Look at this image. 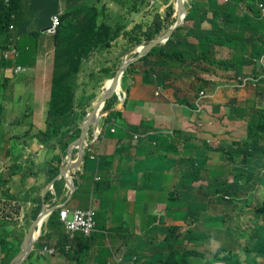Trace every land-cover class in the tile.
I'll return each mask as SVG.
<instances>
[{
	"label": "trees",
	"instance_id": "obj_1",
	"mask_svg": "<svg viewBox=\"0 0 264 264\" xmlns=\"http://www.w3.org/2000/svg\"><path fill=\"white\" fill-rule=\"evenodd\" d=\"M61 1L60 24L55 35L50 37L53 48L52 80L48 112L44 122L46 131L40 133L39 137L43 138L46 144L55 140L64 154L70 140H75L79 135L78 130L74 132L76 117L84 116V114L81 116L75 114L73 110L77 75L82 62L94 53H106L110 57L113 48L117 47L118 40L122 41L119 47L120 57L127 50L141 43H147L160 35L161 32L166 31L175 19L172 17L174 7L172 3H169V0L164 1L163 13L157 10L152 11L150 7H147L148 0H116L117 5H125V8L121 9L124 24H113L112 21L110 22L113 24L112 26L107 24L105 14L106 3L110 0L107 2L105 0H29L27 7L24 0H0V56L7 50L8 41L11 37L9 26L14 25V35L20 38V41L17 40L16 42L20 52L18 65L30 68L32 55L30 45L36 50L42 39L47 37L43 31L50 26L52 15L59 12ZM257 3L264 6V0H226L223 3L217 0H188L185 4L188 10L184 25L176 28L164 44H160L149 51L146 56L151 52L156 60L152 63V67L147 68L145 74L142 75L144 83L146 82L145 77L146 79L149 77L153 86L164 88L168 86L166 81L169 80L171 72L166 79L155 73V68L161 64H167L173 69L187 68L186 61L189 58L190 64L203 66L209 72L212 71L211 69H219L230 73L231 76L242 75L243 78L252 79L256 83L257 92L262 95L261 98H254L248 101L246 105L241 102L238 104L232 102L225 111V116L229 121L244 120L246 123L243 141L232 143L225 149L219 148L216 151L225 156V161L232 165V177L234 179L231 182L224 178L222 170H219L214 176L210 172H208V176L204 175L208 171L206 166L208 155L213 152L205 144L201 150L192 146L190 137L182 138L185 142L181 141L182 133L180 130H175L174 135L168 139L163 137L150 139L151 143L155 142L156 148L164 149L167 146V149H171L174 155H177V150L182 148L184 155L188 156L187 160H181V163L188 162L189 165L186 170L182 171L178 189L173 193L177 196L171 195L168 201L167 216H177L178 197L182 194L179 190L182 191L194 183L195 193L192 194V190H188L191 195L189 206L193 209L194 217L199 218V222L203 220L207 229L223 225L222 219L214 218L207 221L205 216H197L200 212H206L209 198L215 199L218 203L233 206L235 209L241 205L243 211L254 202V208L249 209V212L261 225L254 223L252 234L246 236L247 242L243 251L240 250L235 253L246 256L245 262L247 264H264V178L261 176L255 179L257 169L262 168L264 170V105H261L264 103V78L260 77L258 64L259 59L264 55V18L259 16ZM143 12L152 14V18L148 22H137ZM137 14L139 17L133 21L132 16ZM187 22H191V25L187 26ZM204 23L209 24L206 30L202 29ZM188 37L195 38L197 45H190L187 40ZM216 47L220 48L215 49ZM223 48H226L227 52ZM218 49L221 51L220 53L225 52L227 57L217 58ZM146 56L135 64H140L139 62ZM118 61L119 58L115 59L113 65H116ZM16 64L0 58V69L5 70L14 67ZM132 66L133 64L127 68L126 73H136L131 68ZM113 76L114 71L109 73L108 79ZM206 83L200 80V86ZM114 102L115 97L104 104L103 110H112ZM128 104L125 100L124 107L126 109ZM214 109L217 108L214 107ZM110 114H114V117H120L118 112ZM107 123L105 121V124ZM143 126L141 123L139 127L142 128ZM119 127L132 134L139 131V128H131L125 124H120ZM189 130L192 129L188 128L186 132ZM72 132L74 133L71 136ZM137 147L138 145L134 147V150H137ZM98 162V165L94 164L89 160V155L85 153L82 173L77 175L74 188L80 189L79 183L86 178L88 166H91L92 171L94 169L100 171L103 166L111 165L112 158H102ZM57 173L58 170L55 168L52 171L51 181ZM149 177L151 178V175ZM255 182L262 186L263 196L260 200L256 196ZM102 183V178L100 182L94 183L93 193ZM106 185L101 197L103 201L107 200V194L110 193L109 185ZM61 187V180L54 184L57 196L60 195ZM224 197H228V200L225 201ZM51 200L52 197L47 195L46 202ZM4 207H6V203L0 199V213H3ZM40 210L41 205L39 203L32 214V222L37 218ZM31 221L28 223L30 224ZM47 228L50 234H47V231L43 232L36 247H41L46 238L51 241L54 237H56V246L59 251H64L65 247L71 244H81L86 241L82 237H74L73 242L69 241L59 220V210L52 213ZM182 234L181 228L166 230L164 236L166 247L152 249L164 254L147 264H191L189 255L182 254L179 246L199 245L204 240L209 239L210 236L202 233L201 237L196 238L192 237L191 232H187L181 237ZM23 238L24 234L17 239V248L15 244L8 248L5 247L7 242L0 239V254L2 256L0 264L11 263L20 250ZM142 238H146L148 246H153L158 242L154 229L150 231L148 237H137L140 243ZM123 244L126 247L125 240H123ZM32 255L33 253L28 260L31 259ZM143 255L144 252L140 250L126 252V256L135 258L132 264H140ZM144 262L146 263V261ZM204 264L241 263L238 261V257L232 255L229 250L219 248L212 254L211 259Z\"/></svg>",
	"mask_w": 264,
	"mask_h": 264
},
{
	"label": "crops",
	"instance_id": "obj_2",
	"mask_svg": "<svg viewBox=\"0 0 264 264\" xmlns=\"http://www.w3.org/2000/svg\"><path fill=\"white\" fill-rule=\"evenodd\" d=\"M28 1L24 0L26 7ZM108 3L113 4L111 1ZM113 6L117 8V11H111L114 17L113 22L118 23L117 21L120 19L123 22L121 8L118 9L117 4H113ZM149 20V13L143 12L137 22H148ZM186 25L190 26L191 22H187ZM208 27V23L202 25V29L204 30L208 29ZM187 40L189 44L196 43V40L191 37H188ZM121 44L122 41L118 40L117 47L113 48L108 58L109 61L113 62L119 58V47ZM30 47L32 52L30 68L23 66V68L30 70L29 76L20 79L11 73L10 70L13 67L5 70L0 69V199H3L6 207L11 206H7L8 201L12 205H17L18 213H20L19 210H22L21 215H23L18 216L16 209L11 208L14 215L8 216V220H0L2 221L1 229L5 232V236L10 240L11 244L19 238L20 232L31 221L34 210L38 207L39 203L42 205V199L44 198L46 200L47 195L52 197L51 201L46 202L49 207L64 205L67 209V206L73 203L75 207L69 208L68 210L86 209L89 201L93 200L91 196L89 199H84L86 202L84 208H76V205L82 199V193L86 190L87 182L91 178L93 179L91 192L94 183L100 182L102 178L103 185L107 186L106 184H108L111 193L114 190L112 179L116 178L114 173L119 174V182L123 187V190H119L120 197L122 198L125 209L128 208L130 210L132 205L136 203V196L147 194L148 189L152 187V175L158 169L164 171L165 167L170 163L168 155H165L164 158L156 157L155 150L153 151L151 149L153 143L150 142V139L166 136L169 129L182 131L185 128V130L189 128L187 127L189 122L195 117V96L202 88L200 86L201 78L206 79L216 88L220 87L218 82L219 75L215 74L214 71L209 72L205 67H199L195 64H188L187 68H179V72L172 71L169 80L166 81L168 86L164 88H157L153 85L145 86V83L140 84V75H133V82L129 84L130 88H128L127 94L124 96L129 103L127 109L126 107L122 108L119 101H117L115 109L109 111L107 116L112 112H118L120 113V117H114L115 121L113 120L109 124H105L107 116L105 117L106 119L102 118L99 121V130H102L105 126L108 129L102 137L98 138L97 143L91 146L93 155L96 157L95 161L91 160L94 164L98 165L99 159L112 158L111 165L103 166L100 171L97 169L92 171L91 166H88L86 178L79 183L80 189H76L74 192L76 193L75 196L73 197V193L71 199L67 201L70 192L66 189L62 179L54 181L52 187L50 185L59 173L61 157H64L65 154H62L58 148L55 151L47 148L44 140L38 139L35 142L25 143L20 139L23 134L30 130V126L33 127L36 137L38 133L45 132L44 117L36 116L26 126L22 118H9L3 115L5 112L9 113L11 110L17 109L22 104V101L18 100H3L4 95L8 91L13 93L15 88L16 91L21 90V88L24 91H29L27 94L30 96V103L33 104V107L38 106L40 103L39 91L43 87L41 82V57L46 51V45L43 46L41 41L36 50L32 45ZM217 48L220 47H216L215 49ZM223 49L225 50L226 48ZM217 51V58L227 57L225 52L220 53L221 51L219 49ZM103 57L106 58V55H103ZM187 59L189 61V58ZM50 86L51 83L48 86L45 85V89L47 88L49 91ZM26 95L23 96V100L26 98ZM114 96L113 94L112 97ZM8 98L12 99L11 95H8ZM190 103L194 105V109H189ZM205 107L210 109V106L206 104ZM38 123H40L41 127H38ZM141 123L144 125L142 128L139 127ZM234 123H237V121H233L231 124ZM120 124H125L131 128H139V131L136 134L128 133L119 127ZM110 130H114V133H110ZM133 135H139L141 138L134 142L132 140ZM199 135L204 137V139H209L210 136L206 133H200ZM91 136L92 134L87 138L89 144L91 142ZM34 144H38L42 148L39 154H36L34 151L29 152V149ZM136 144L138 147L137 150H134ZM169 151L172 152L171 149ZM72 154L73 159H75L77 157L76 151H73ZM55 168H57L58 173L51 181L52 171ZM82 168L83 162L77 171V175L82 173ZM149 175H151V178ZM59 180L62 181V187L60 189V195L57 196L54 190V184ZM74 181L75 179L73 177V186ZM101 202L104 201L101 199ZM101 202L97 203L98 209H101ZM150 202L148 201L147 209L151 206ZM152 213L153 209H150L149 212L147 211L146 214L150 216H145V224L153 217L151 216ZM128 217L130 218L132 216ZM98 229L96 216L95 230L90 238L86 239L84 243L73 244L69 248V252L60 251L59 255L54 257H50L43 252V249L48 245V238H46L41 247H34L31 259L27 260L25 264L27 262L29 264H65L64 260L70 264H117L118 261L119 264H131V262H128L129 256H126V252L138 251L140 248L147 249L141 260L148 262L158 258L152 257V254L160 251L156 249L152 250L155 247L148 246L146 238H142L140 245L133 244L127 248L122 241L118 248L112 247L108 249L106 246L109 244L104 243V245H100L95 239L98 234ZM47 230L46 225L44 231ZM109 231H111L110 217L106 216L100 232L104 233ZM158 238L160 239L161 236H158ZM53 241L55 243L56 238H53ZM122 248H127V250L122 251ZM84 249H87L90 253L91 260L83 259L80 261V255ZM1 258L2 256L0 254V260ZM131 261H133V258ZM143 263L141 262L140 264Z\"/></svg>",
	"mask_w": 264,
	"mask_h": 264
},
{
	"label": "rangeland",
	"instance_id": "obj_3",
	"mask_svg": "<svg viewBox=\"0 0 264 264\" xmlns=\"http://www.w3.org/2000/svg\"><path fill=\"white\" fill-rule=\"evenodd\" d=\"M110 1H113V4H116V0ZM164 1L165 0H156L154 6L150 8L152 9V11L157 10L160 13H163V10L165 9ZM187 1L188 0H185V2ZM105 2H107V0H105ZM174 2L175 0H169V3H172V5H174ZM106 4L107 6L105 9V14L107 17V24L112 26L116 23H110L114 20L112 12L117 11V8H115L113 4H110L108 2ZM119 8L124 9L125 5H118V9ZM137 17H139L138 14L133 15L132 20H136ZM149 17L151 19L152 14H149ZM117 22L120 24H124L121 19ZM191 38L196 40L193 37ZM42 45H46V51L41 57V82L43 87L39 91V105L33 107V104L30 103V96L29 94H27L29 91H24L23 88H21V90L19 91H16L15 88L13 92L14 94L11 91H8L3 98V100L22 101V104L17 109L11 110V112L9 113L5 112L3 115L9 118H22L26 126L28 122L32 121V119L36 116H43L46 121V113L48 112V105L51 96V86L50 90L48 91L47 88L45 89V85L48 86L52 80V39L50 37H45L42 40ZM190 45L196 46L197 41L196 43ZM103 55H106V53H94L90 55L86 60L82 62L81 69L77 75L73 110L75 114L79 116L84 114V116L76 117L74 123V132H76L77 130L79 131V124L85 118L86 114L92 110L93 106L100 98V95L104 92L105 83L114 77L113 76L111 79H108L109 73L114 71L115 75L116 71L120 67L122 59L125 58V53H123L119 57V61L116 63V65H113V62L108 60L109 56L106 55V58H104ZM133 56L134 54H130L126 59H130ZM155 60L156 59L154 57V54L150 52L148 56H146L142 61L139 62L140 64H135L136 62L133 63V66L131 68H133L136 73L128 74L126 73V71L124 72L125 75H122L118 85L119 90L118 92L116 91L117 95L114 96L115 102L113 105V109H115L117 101H119L120 98L123 99L127 94V90L128 88H130L129 84L133 82V75H140V84H143L144 82L142 79V75L143 73L145 74L147 68L152 67V63ZM186 64H190V62L186 61ZM24 69L25 72L18 75L20 79H23L30 74V70L28 68ZM211 70L214 71L215 74L219 75L218 82L220 84V87L216 88L209 82L204 84L202 91L207 94V96L202 99H198L197 97L195 98V109L194 105L190 103L189 109H194L195 117L189 122L187 127L191 128L192 130L186 132L185 128L180 131L182 133L181 141L185 142L182 138L187 139L188 137H190V144L192 146H196L199 150H201L203 144H205L213 153H210L208 155V161L206 162L208 171L205 172L204 175L208 176V172H210L214 176L217 172H219V170H222V175L224 176V178L228 182H231V180L234 179L232 177V165L225 161V156H222L216 151L219 148L225 149L232 143L243 141L245 139L246 123L244 120H237V123L231 124L232 121H229L226 118L225 111L227 107L231 106L232 102L235 104L241 102L246 105L248 101L253 100L254 98H261L262 95L257 91H254L255 87L249 82V79L247 80L245 86L239 87L238 84L240 82L238 81V78L240 75L236 77L234 75L231 76L230 73L219 69ZM172 71L179 72L180 69L174 70L167 64H161L155 68V73H158L161 77L166 79L169 73ZM145 81V86H152V81L151 79H149V77H147V79L145 77ZM8 95H11L12 99H9ZM25 95L26 98L23 100V96ZM205 104L217 109H206ZM261 105H264V103H262ZM109 111H104L102 108L103 114ZM114 116V114L109 115V118L106 120L108 122L107 124L111 123V121L113 120L115 121ZM38 127H41L40 123H38ZM29 128L30 130L21 136L20 139L22 141H24L25 143H29L35 142L38 139L44 140L43 138L39 137L40 133L37 134V137L35 136L33 127L30 126ZM74 132L71 133V136ZM175 132V130L169 129L168 133H166V136L161 137L167 139L171 138ZM200 133L209 134V139H204V137L199 135ZM75 140H70L69 144H71ZM46 147L50 148L53 151L58 148L61 151V148L55 140H52L50 143L46 144ZM89 147L90 144L87 141L85 152L88 151ZM151 149L153 151L155 150V155L158 158H164L165 155H168V160L170 161V163L165 167L164 171H160V169H158L152 175V187L148 189L147 194L137 195L138 198L136 196V203L132 205L130 210L128 208L125 209L122 198L120 197L119 190H123V187L119 182V174L114 173V176H116L115 179H112V186H114V190L111 193L107 194V200H105L104 202H101V196L104 190L103 183L100 184V186L97 187V191L93 193V191L91 192V184L93 182V179L91 178L87 182V188L84 193H82V199L78 201L76 208H84L86 205L84 199H89L90 196L96 203L101 202V209L97 208L96 211L99 229L95 239L97 240L98 244L104 245V243H107L109 244L106 246L108 249L112 247L118 248L119 244L123 240H125V245L127 248H129L133 244L140 245V241L139 239H137V237H148L150 231L154 229V233L156 234L157 238L158 236H161V238H158V242L153 246L156 248H165L166 242L164 241V236L166 234V230L181 228L183 230V234L181 237H183L187 232H191L192 237L196 238L201 237L202 233L210 236L209 239L204 240L199 245H186L185 247L183 245L179 246L182 254L189 255L191 264H204L206 261H209L211 259L212 254L219 248H225L229 250L232 255H236L238 257V261L241 264H247L245 262L246 256L244 257L242 254L237 255L235 253L239 252L240 250L243 251V248L246 246L247 242L246 236L252 234L254 223L261 225V223L257 222L254 216H252L249 212V209L254 208V202L251 203V206L249 208L243 211L241 205H238V207L235 209L233 206H227L222 203L216 202V200L213 198H209L206 212H200L197 216H205L207 221L214 218L222 219L223 225L207 229L204 226L203 220L199 222V218L194 217L193 209L189 206L191 195L189 194L188 190L191 189L192 194L195 193L196 187L194 183L190 187H187L182 191L179 190L182 194L178 197L179 203L176 208L177 216H167L166 208L168 205V201L170 200L171 195L173 197L177 196L173 193H175V190L178 189L181 181L182 171L186 170L189 165L188 162L181 163V160H187L188 156L184 155V153L182 152V148L177 150V155L172 154V152L167 149V146L164 149L156 148L155 142H153V146H151ZM31 151L39 154L42 151V148L40 147V145L34 144L29 149V152ZM64 154V157H61L63 159H65L66 157V151ZM75 159H77V157ZM75 159H73L72 154V161H74ZM82 162L84 163V157ZM261 176L264 178V170L262 168H259L256 171L255 179ZM254 187L256 190V196L260 200L263 196L261 191L262 186L258 182H255ZM224 200L227 201L228 197H224ZM148 201H151V206L147 209ZM73 207H75V205L73 203H70L67 206V209ZM11 208L16 209L18 216H23L21 215L22 210H19L20 213H18V206L15 204L9 207H4L3 209L7 210ZM150 209H153V213L151 215L153 217L150 218V220L145 224V216H150L146 214ZM106 216L110 217L111 231L101 233V226L104 223ZM128 216L132 217L129 218ZM1 225L2 221H0V239H3L5 242H7L5 247L8 248L12 244L10 240L5 236V232L1 229ZM29 226L30 224L27 223L24 227V230L20 232L19 238L22 236V234L25 235V233L27 232L26 227ZM144 227L145 230L143 231ZM192 230L195 231L192 232ZM46 233L50 234V231H47ZM16 241L17 239L13 244H15L17 248L18 245ZM54 244H56V241L54 243L52 238L51 241H48L47 247L50 248ZM127 248H122V251H126ZM139 250L144 253H146L147 251L146 248H140ZM58 255L59 254L57 253L56 256ZM83 259L91 260L90 253L87 249H84L83 253L80 255V261H82ZM64 262L65 264H70L66 260H64ZM26 264H29V262H27Z\"/></svg>",
	"mask_w": 264,
	"mask_h": 264
},
{
	"label": "water",
	"instance_id": "obj_4",
	"mask_svg": "<svg viewBox=\"0 0 264 264\" xmlns=\"http://www.w3.org/2000/svg\"><path fill=\"white\" fill-rule=\"evenodd\" d=\"M173 6L175 12V22L166 31L161 32L160 35H158L154 39L150 40L147 43H142L125 52V58L122 59L120 67L116 71L114 77L109 80V86L104 87L103 96L97 100L92 110L86 114L85 118L79 124V136L74 142L68 145L66 149L65 159L61 158L59 173L57 177L53 180V182L50 184L52 187L54 181H56L57 179H62L66 189L70 192L67 201L71 199L72 194L76 190V188H74L72 184L73 177L76 180L77 171L79 170L78 168L83 160L84 153L86 150L88 135L90 132L92 135H95L96 132L99 131V121L104 117V115H107L108 113L107 112L103 114L102 110L97 113L99 107L112 98L113 92L115 90L117 91L118 89V85L122 75L131 64L139 61L142 57L147 55L152 48L165 43L166 40L172 35L173 31L184 24V19L187 15V8H185V0H175ZM46 31L47 29L43 31V34H45ZM130 54H134V56L130 59H126ZM119 101L121 102V105H123L122 98H120ZM73 151H76L77 154V159H75L74 161H72ZM63 206L64 205L49 207L46 204L45 199H42V207L40 214L29 226L23 238L20 251L11 261L10 264H25V262L33 252L35 244L39 241L40 237L43 234V225L45 220L50 217L52 213L56 212L57 210H59L60 207Z\"/></svg>",
	"mask_w": 264,
	"mask_h": 264
},
{
	"label": "built area",
	"instance_id": "obj_5",
	"mask_svg": "<svg viewBox=\"0 0 264 264\" xmlns=\"http://www.w3.org/2000/svg\"><path fill=\"white\" fill-rule=\"evenodd\" d=\"M153 2L154 0H151L150 4H153ZM258 8H259L260 16L264 18V6L261 3H259ZM60 14H61V11H59V13L55 15H52L51 24L49 28L47 29L48 35L52 36V35H55V33L57 32V29L60 24V20H59ZM12 19H14V17H12ZM9 31L10 32L14 31V25H10ZM2 58L7 62H16L17 59L20 58V53L16 48L15 38L9 39L7 50L2 53ZM260 62L264 65V57L260 59ZM24 72L25 70H23L20 67H16L12 71V73L15 75H19ZM206 96L207 95H205L203 91H200L199 99L205 98ZM105 130H107V127H104L103 131ZM110 133H114V130H110ZM100 135H101V131L99 130V132L96 133V136H93V142L91 143V145L96 142L97 138ZM139 139H140V136H133L134 142L138 141ZM87 152L90 155L89 157L90 160H95L93 157V152L90 148L88 149ZM59 211H60L59 219L61 223L63 224L65 234L69 237L70 240H72L74 238V235H77V234L85 238L91 235L94 229V216H95L93 203H91L89 208L85 211H81V210L69 211V210L64 209V207L60 208ZM13 215H14L13 210L7 209V210H4L3 213H0V219L8 220V216H13ZM48 219L49 217L45 220V224L47 223ZM43 252L51 257L57 254L55 245H53L50 248L45 247L43 249Z\"/></svg>",
	"mask_w": 264,
	"mask_h": 264
},
{
	"label": "clouds",
	"instance_id": "obj_6",
	"mask_svg": "<svg viewBox=\"0 0 264 264\" xmlns=\"http://www.w3.org/2000/svg\"><path fill=\"white\" fill-rule=\"evenodd\" d=\"M150 1L151 0H148V5H147V7H153L154 6V4H155V2H156V0H154V2H153V4H150ZM218 2H220V3H223V2H225L226 0H217ZM175 3V2H174ZM187 2H185V4H186ZM258 4L259 3H257V9H258V11H259V8H258ZM59 5H60V9H59V11H61V13H62V1L59 3ZM156 6V5H155ZM174 7V6H173ZM185 8H186V6H185ZM187 10H188V8H187ZM59 13V12H58ZM55 15V14H54ZM61 15V14H60ZM259 16H260V12H259ZM261 17V16H260ZM173 18L175 19V12H174V15H173ZM261 18H263V17H261ZM185 20V19H184ZM184 25V24H183ZM10 27V26H9ZM49 28V27H48ZM47 28V29H48ZM14 31H15V27H14ZM14 31H12V32H10L11 33V37L10 38H16V42H17V40L18 41H20V38L18 37V36H16V35H14ZM45 35H47V37H53L54 35H52V36H50V35H48L47 34V31H46V33H45ZM9 38V39H10ZM8 43H9V41H8ZM142 44V43H141ZM138 46V45H137ZM7 47H8V45H7ZM136 47V46H135ZM16 48H17V43H16ZM18 50V49H17ZM130 50V49H129ZM19 51V50H18ZM52 51H53V48H52ZM128 51V50H127ZM20 53V52H19ZM1 57H2V55H1ZM0 57V58H1ZM264 57V55L261 57V58H263ZM260 58V59H261ZM260 59H259V68H260V72H259V74H260V77L261 78H264V65L260 62ZM19 60H20V58L19 59H17V61L16 62H12V63H14V64H16V65H14V67L10 70L11 71V73H12V71L16 68V67H20V68H22L23 70H25L23 67H22V65H18V62H19ZM13 74V73H12ZM20 75V74H19ZM13 76H18V75H15V74H13ZM201 80H203V81H205V82H207L208 83V81L206 80V79H204V78H201ZM247 78H243L242 77V75L241 76H239V78H238V81L240 82L239 84H238V86L239 87H243V86H245L246 85V82H247ZM249 82L251 83V84H253L254 85V87H255V90L254 91H257V85H256V83L252 80V79H249ZM203 87H204V85L202 86V88L197 92V94H196V96L195 97H197L198 99H199V93H200V91H202L203 90ZM205 95H207V94H205ZM126 100V98L124 97L123 99H122V101H123V105H121V102L119 101V104H120V106L123 108L124 107V101ZM206 108V107H205ZM212 108V107H211ZM207 109V108H206ZM107 115H104V117L103 118H105ZM107 118V117H106ZM105 118V119H106ZM105 127H107V126H105ZM206 128H207V126H206ZM205 128V129H206ZM108 129V128H107ZM104 130V128L102 129V130H100L101 131V135L99 136V137H102L104 134H105V132L107 131V130H105V131H103ZM99 132V131H98ZM98 132H96V133H98ZM110 132V131H109ZM91 134V132L89 133V135ZM88 135V136H89ZM93 136H96V134L95 135H92L91 136V142H90V149L92 150V148H91V146L92 145H95L96 143H97V140H98V138H97V140H96V142L94 143V144H92L91 145V143L93 142ZM133 136H139V135H133ZM133 136H132V140H133ZM140 138H141V136H140ZM93 152V151H92ZM85 153H87L88 155H89V153L88 152H85ZM85 155V154H84ZM89 157H90V155H89ZM93 157H94V159L96 160V157L93 155ZM89 160H90V158H89ZM95 160H92V161H95ZM45 202H46V200H45ZM10 203V204H9ZM91 203H93V206H94V212H95V216H94V229H93V232L91 233V235L89 236V237H87V238H85V237H82L81 235H79V234H77V235H74V237H82V238H85V239H88V238H90L91 236H92V234L94 233V230H95V217H96V211H97V203L95 202V201H93V200H90L89 201V203H88V207L86 208V209H83V210H81V209H75V210H81V211H85V210H87L88 208H89V206H90V204ZM47 204V203H46ZM8 205H12L11 204V202H7V206ZM41 207H42V205H41ZM64 207V206H63ZM60 208H62V207H60ZM59 208V209H60ZM64 209H66L65 207H64ZM66 210H68V209H66ZM41 211V210H40ZM58 211V210H57ZM61 211V210H60ZM59 211V212H60ZM69 211H73V210H69ZM40 214V213H39ZM50 218V217H49ZM60 220V219H59ZM48 221H49V219H48ZM48 221H47V223L45 224V222H44V225H43V227H44V229H45V227H46V225L48 224ZM61 222V221H60ZM31 223H32V221L30 222V225H31ZM62 224V223H61ZM62 226H63V224H62ZM29 228V227H28ZM44 229H43V232H46V231H44ZM64 229V228H63ZM28 230V229H27ZM26 234V233H25ZM64 234H65V231H64ZM66 235V234H65ZM25 236V235H24ZM41 238V237H40ZM69 238V237H68ZM74 239V238H73ZM72 239V241H74ZM70 240V239H69ZM23 241V240H22ZM22 244V243H21ZM55 245V247H56V250H57V253H59L60 251L57 249V246H56V244H54ZM36 246V245H35ZM34 246V247H35ZM53 246V245H52ZM21 247V246H20ZM70 248V246H66L65 247V249H64V252H69V249ZM34 250V249H33ZM20 251V250H19ZM19 253V252H18ZM32 254V253H31ZM162 254H164V253H162V252H158V253H154V254H152V257H158V258H160L161 257V255ZM57 255V254H56ZM55 255V256H56ZM49 256V255H48ZM30 257V256H29ZM51 257V256H50ZM53 257V256H52ZM157 258V259H158ZM131 259L132 258H129L128 257V262H131V264H132V262H134V260H135V258H133V261H131ZM28 260V259H27ZM156 260V259H155ZM144 261H146V260H141V262H144ZM152 261H154V260H150V261H146V263L144 262L143 264H147V263H149V262H152ZM117 264H119V261L117 262ZM129 264V263H128Z\"/></svg>",
	"mask_w": 264,
	"mask_h": 264
},
{
	"label": "bare ground",
	"instance_id": "obj_7",
	"mask_svg": "<svg viewBox=\"0 0 264 264\" xmlns=\"http://www.w3.org/2000/svg\"><path fill=\"white\" fill-rule=\"evenodd\" d=\"M109 84H110V81H107V82H106V84H105V86H106V87H108V86H109ZM118 90H119V89H117V92H118ZM117 92H116V90H115V91L113 92V94L116 96V95H117ZM103 94H104V92L102 93V96H103ZM104 104H105V103H104ZM104 104H103V105H101V106L99 107V109H98L97 113H99V112L102 110V108H103ZM36 238H37V236H36Z\"/></svg>",
	"mask_w": 264,
	"mask_h": 264
},
{
	"label": "flooded vegetation",
	"instance_id": "obj_8",
	"mask_svg": "<svg viewBox=\"0 0 264 264\" xmlns=\"http://www.w3.org/2000/svg\"><path fill=\"white\" fill-rule=\"evenodd\" d=\"M70 242H73L72 240H69ZM71 245H73V244H71ZM71 245H70V247H71Z\"/></svg>",
	"mask_w": 264,
	"mask_h": 264
}]
</instances>
